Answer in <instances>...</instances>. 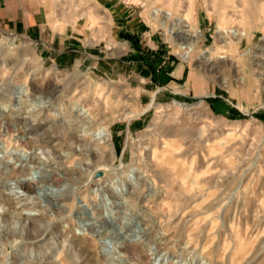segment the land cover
I'll return each instance as SVG.
<instances>
[{
  "label": "rangeland",
  "instance_id": "rangeland-1",
  "mask_svg": "<svg viewBox=\"0 0 264 264\" xmlns=\"http://www.w3.org/2000/svg\"><path fill=\"white\" fill-rule=\"evenodd\" d=\"M44 3L76 62L0 34V264H264V0ZM159 7L202 34L190 60Z\"/></svg>",
  "mask_w": 264,
  "mask_h": 264
},
{
  "label": "crops",
  "instance_id": "crops-1",
  "mask_svg": "<svg viewBox=\"0 0 264 264\" xmlns=\"http://www.w3.org/2000/svg\"><path fill=\"white\" fill-rule=\"evenodd\" d=\"M54 26L44 0H0V34H13L32 41L40 53L60 66L76 62V28L65 17ZM61 21V22H62Z\"/></svg>",
  "mask_w": 264,
  "mask_h": 264
},
{
  "label": "bare ground",
  "instance_id": "bare-ground-1",
  "mask_svg": "<svg viewBox=\"0 0 264 264\" xmlns=\"http://www.w3.org/2000/svg\"><path fill=\"white\" fill-rule=\"evenodd\" d=\"M161 16H162L161 18L162 20L161 19L160 20L164 26H168L169 23L173 24L172 26H170L171 34L175 32L180 34V38L182 39V42L180 43L179 48H178L179 52L183 56L184 60H190L192 56L191 54L196 47L197 40L202 36V34L200 33L198 29H195L192 26V24L190 22H187L184 18H176L174 17L172 11L165 10L159 7L155 11V17L158 18ZM244 35H246V32H241V31L233 30V29L232 30L222 29L220 37H222L223 39L225 38L224 40H226L227 38L237 39V41L239 42L243 38L242 36ZM254 53H255L254 54L255 56L253 58V61L257 65L256 68L259 69L260 79L264 80V38L262 39L261 43H257ZM204 58H206L207 60H210L211 55L206 54ZM175 103L178 105H182L176 101ZM72 110H75L76 118L81 117V119L84 121L86 125L85 126L86 128L83 129V131L85 132V135H89L90 139L95 140L97 142V145L99 146L110 145L111 132L106 127H104L102 124L96 122L89 108H86V106H83L79 102H76L74 103ZM56 114L59 115L60 113H56ZM129 171L130 173H129V177L126 183H131L134 186L139 184V182L143 178L142 172L137 170L134 167L129 168ZM8 190L10 194L15 191L14 194L12 195H14L16 199H20L21 194L23 193V190H21V187L19 186L9 187ZM23 196L27 197L28 195L23 193Z\"/></svg>",
  "mask_w": 264,
  "mask_h": 264
},
{
  "label": "water",
  "instance_id": "water-1",
  "mask_svg": "<svg viewBox=\"0 0 264 264\" xmlns=\"http://www.w3.org/2000/svg\"><path fill=\"white\" fill-rule=\"evenodd\" d=\"M98 175H102V172H98Z\"/></svg>",
  "mask_w": 264,
  "mask_h": 264
}]
</instances>
